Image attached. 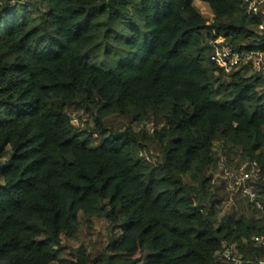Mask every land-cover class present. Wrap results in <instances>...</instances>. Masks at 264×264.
Masks as SVG:
<instances>
[{
	"label": "trees",
	"instance_id": "1",
	"mask_svg": "<svg viewBox=\"0 0 264 264\" xmlns=\"http://www.w3.org/2000/svg\"><path fill=\"white\" fill-rule=\"evenodd\" d=\"M35 1L0 0V159L9 156L0 162V264H138L141 251L143 264H261L238 261L232 247L264 224L218 220L202 195L215 141L264 174V72L225 74L209 59L219 36L264 52L260 19L242 0H198L212 23L197 0ZM70 110L92 113L93 124L73 125ZM113 113L155 120L147 130L158 161L139 156L146 132L107 126ZM80 213L120 229L103 261L60 257Z\"/></svg>",
	"mask_w": 264,
	"mask_h": 264
},
{
	"label": "rangeland",
	"instance_id": "2",
	"mask_svg": "<svg viewBox=\"0 0 264 264\" xmlns=\"http://www.w3.org/2000/svg\"><path fill=\"white\" fill-rule=\"evenodd\" d=\"M35 3L42 7L40 4V0H36ZM195 6L198 11L203 14L208 23L213 22V12L209 8V6L202 1H195ZM37 6H34L35 9ZM32 9V8H30ZM258 33L263 34V32ZM242 70H245L240 68ZM255 68L252 66H248V69L243 72L246 77H249L254 74ZM263 73V72H262ZM230 81L228 77L224 78V82L227 83ZM83 111L85 115H87V126L90 127L94 122V117L92 113ZM104 120L107 123L108 127H111L115 130H124L130 127L135 132H146L147 137L143 140L147 145L146 149L143 150H153L158 152L160 155L162 151L160 150V146L157 144L156 140L152 138V134H149L147 130V126H141L139 121H133L131 116H121L119 114H109ZM145 123L150 125V127L154 126L155 120L150 118H145ZM160 127V125H159ZM143 134V133H141ZM100 138H96V135L92 137L91 143L92 145H96L100 142ZM224 145V148H228L226 165L229 167H233L238 164L241 160V153L237 147H232L229 149L227 143H224L222 140L218 141L216 145L213 147V155L215 157V162L211 165L209 170L206 172V175L209 177V181L207 183V193H202L204 199V203L208 202L213 203L216 211H217V219L221 220L226 217L231 221H236L238 219H244L248 222L264 224V209H254L250 207V203H248L247 199L242 197L239 193L233 192L227 183V180L223 177V172L219 167L220 160V149L221 145ZM9 156L0 159V162H4L7 160ZM157 176H161V174H157ZM211 179H215V183L211 184ZM185 182L192 187L194 190L192 194L195 195V190L199 189V184L195 181V178L191 175V173H187L184 176ZM263 195V205H264V193ZM199 203V202H198ZM120 235V229L115 223H111L108 221L103 215L101 216H93L89 221L86 220L82 213L79 214V219L77 223V227L75 232L72 235H63L61 239V243L59 247V254L62 259L66 261V263H70L74 260H80L83 255H90L92 259L96 258L101 261L109 255H111L110 243L113 238H116ZM260 249L263 252L262 257H257L258 250ZM232 251L237 255V260L239 261L242 257H247L248 259L254 257V259L264 260V248L263 246L258 247L254 245L252 241V237L250 240L243 241L240 248H237L236 245L232 247ZM144 252H139L134 256L137 259L138 264H143L145 258ZM253 259V258H252ZM53 264H60L59 262H54Z\"/></svg>",
	"mask_w": 264,
	"mask_h": 264
},
{
	"label": "built area",
	"instance_id": "3",
	"mask_svg": "<svg viewBox=\"0 0 264 264\" xmlns=\"http://www.w3.org/2000/svg\"><path fill=\"white\" fill-rule=\"evenodd\" d=\"M10 2L13 4L24 3L25 0H10ZM241 9L248 16L258 17L260 19L258 30L264 31V0H242ZM209 45L211 47L210 61L220 67L225 74L233 73L242 67L246 68L248 66L254 67L256 71L264 72L263 51H239L226 42L222 36L210 39ZM68 115L73 125L81 128L85 127L88 117L83 111L70 110ZM143 124L151 132L154 130V126L150 127L145 121L141 123V126ZM217 143L218 141H215L214 145ZM221 146L219 167L223 172V177L227 180L229 188L246 198L254 208L264 209L257 187L258 183H264V174L258 160L244 159L235 166L229 167L226 165L228 148H224L223 144ZM139 156L147 162L155 163L158 161L160 154L153 150H141ZM210 182L214 184L215 179H211ZM252 241L258 247L264 246V233L253 235ZM260 263L264 264V260H261Z\"/></svg>",
	"mask_w": 264,
	"mask_h": 264
},
{
	"label": "water",
	"instance_id": "4",
	"mask_svg": "<svg viewBox=\"0 0 264 264\" xmlns=\"http://www.w3.org/2000/svg\"><path fill=\"white\" fill-rule=\"evenodd\" d=\"M213 63V62H212Z\"/></svg>",
	"mask_w": 264,
	"mask_h": 264
}]
</instances>
